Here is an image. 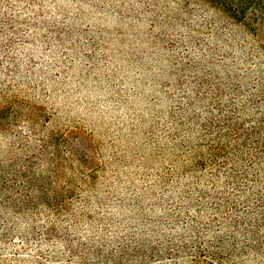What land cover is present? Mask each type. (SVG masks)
I'll return each instance as SVG.
<instances>
[{"label":"rangeland","instance_id":"obj_1","mask_svg":"<svg viewBox=\"0 0 264 264\" xmlns=\"http://www.w3.org/2000/svg\"><path fill=\"white\" fill-rule=\"evenodd\" d=\"M0 264H264V20L0 0Z\"/></svg>","mask_w":264,"mask_h":264},{"label":"trees","instance_id":"obj_2","mask_svg":"<svg viewBox=\"0 0 264 264\" xmlns=\"http://www.w3.org/2000/svg\"><path fill=\"white\" fill-rule=\"evenodd\" d=\"M212 6L221 8L236 21L243 20L248 13L264 20V0H207Z\"/></svg>","mask_w":264,"mask_h":264}]
</instances>
